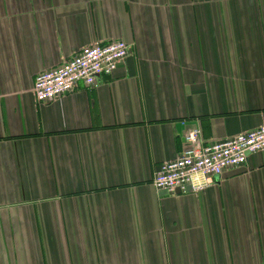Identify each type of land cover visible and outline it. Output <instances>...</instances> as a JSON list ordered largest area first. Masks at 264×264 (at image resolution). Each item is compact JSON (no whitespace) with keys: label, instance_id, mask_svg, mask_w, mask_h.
I'll return each instance as SVG.
<instances>
[{"label":"crops","instance_id":"0c3cea01","mask_svg":"<svg viewBox=\"0 0 264 264\" xmlns=\"http://www.w3.org/2000/svg\"><path fill=\"white\" fill-rule=\"evenodd\" d=\"M123 39L96 86L34 80ZM264 124V0H0V264H264V150L203 190L153 179Z\"/></svg>","mask_w":264,"mask_h":264},{"label":"built area","instance_id":"2783aa9c","mask_svg":"<svg viewBox=\"0 0 264 264\" xmlns=\"http://www.w3.org/2000/svg\"><path fill=\"white\" fill-rule=\"evenodd\" d=\"M130 45L123 39L94 42L81 47L57 67L38 73L34 95L38 103L52 102L74 92L80 83L96 86L102 75H111L128 56ZM186 146L175 159L165 161L153 183L170 194L199 191L216 176L243 167L248 157L264 150V124L224 140L205 143L199 128L184 137Z\"/></svg>","mask_w":264,"mask_h":264},{"label":"water","instance_id":"95a60500","mask_svg":"<svg viewBox=\"0 0 264 264\" xmlns=\"http://www.w3.org/2000/svg\"><path fill=\"white\" fill-rule=\"evenodd\" d=\"M216 177H218V176H216ZM178 193H180V191H178Z\"/></svg>","mask_w":264,"mask_h":264}]
</instances>
